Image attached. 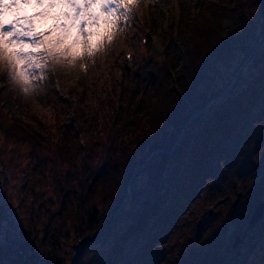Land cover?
<instances>
[{"label":"trees","instance_id":"16d2710c","mask_svg":"<svg viewBox=\"0 0 264 264\" xmlns=\"http://www.w3.org/2000/svg\"><path fill=\"white\" fill-rule=\"evenodd\" d=\"M200 4L174 19L178 29L166 33L164 54L146 46L133 81L123 89L112 82V93L88 119L89 138L84 117H75L80 111L77 123H65L57 110L48 126L37 117L42 130H30L31 123L10 109L0 78V264H72L78 245L76 264H156L165 254L169 226L214 158L264 113L263 39L229 91L189 121L173 146L192 114L230 83L264 31V0ZM229 16L236 22L225 27ZM157 148L163 151L149 156ZM255 167L238 182L241 204L264 190V161ZM128 181L131 197L114 216ZM230 208L225 240L239 224L234 201ZM257 224L263 226L264 217ZM196 240L201 243L185 264H217L222 241L215 235ZM99 245L106 247L104 256ZM89 249L94 252L86 261ZM246 252L256 264L264 259V243Z\"/></svg>","mask_w":264,"mask_h":264},{"label":"rangeland","instance_id":"374dc122","mask_svg":"<svg viewBox=\"0 0 264 264\" xmlns=\"http://www.w3.org/2000/svg\"><path fill=\"white\" fill-rule=\"evenodd\" d=\"M199 2L200 0H155L154 3L140 11L130 33L122 39V42L102 60H97L87 71L78 76L68 77L66 82L62 78L60 89H57L53 82L45 94L34 100H24L7 86L9 93L7 98L4 96L5 100L11 99L10 109L23 121H29L32 125L30 130L35 131L43 128L37 120L39 117L48 126L49 115L53 111L61 110L67 116L64 122L71 124L77 123L73 118L75 112L80 111L79 117H75L77 120L84 117L83 125L86 123L87 132L85 136L89 138L91 129L88 119L95 115L98 101L112 93V82H117V86L123 89V85L133 81L135 69L142 61L146 46H149L155 53H164L161 47H165L166 50L167 45L164 41L166 33L173 34L178 29L173 26L174 19L180 17L181 11H190V13L198 11L201 8ZM114 9L117 15L124 13V10L116 3ZM235 22L236 19L229 16L224 21V26ZM146 37L147 41H144ZM127 52L132 53V61L126 59ZM182 64L181 62L180 68ZM43 71L44 69H37V72L42 73ZM79 105L82 107L80 108ZM87 114H89L88 118ZM233 140L234 144L228 145L220 158L217 156L214 158L216 162L205 172L202 182L194 190L192 200L176 221L169 226L170 231L166 236L169 248L165 254L156 258V264H185V259L191 258L190 251H196L201 243L196 240V237L206 239L214 235L223 243L220 250L221 259L217 264H231L225 261L227 255L233 257L232 264H237L242 259L252 264L255 255L251 252L247 253L246 249L249 246L254 248L258 242L264 243V240L260 238L264 224L259 228H257L258 224L249 227V221L255 206L261 199H264V190L253 200L246 199L241 204L242 192L237 185H239L238 182L245 183L256 168L255 166H262L264 161V113L242 128ZM251 167L254 169L251 170ZM262 181L264 182V179ZM238 193H241V196L236 208L234 207L235 212L232 217L239 220V224L225 240L226 232L223 221L228 218L231 210L230 204L235 201ZM199 221L201 224L198 228ZM237 234L240 235L241 241L234 246ZM98 247H100L101 256H104L106 247L99 245L95 248ZM93 252L92 249L88 250L85 255L86 261L90 260ZM256 264H264V259L257 260Z\"/></svg>","mask_w":264,"mask_h":264},{"label":"clouds","instance_id":"9594fccd","mask_svg":"<svg viewBox=\"0 0 264 264\" xmlns=\"http://www.w3.org/2000/svg\"><path fill=\"white\" fill-rule=\"evenodd\" d=\"M154 2L123 0L127 13L114 16L103 0H76L75 6L68 0H0V78L26 101L53 82L60 89L62 78L80 75L111 53Z\"/></svg>","mask_w":264,"mask_h":264},{"label":"water","instance_id":"95a60500","mask_svg":"<svg viewBox=\"0 0 264 264\" xmlns=\"http://www.w3.org/2000/svg\"><path fill=\"white\" fill-rule=\"evenodd\" d=\"M263 39H264V31H263V33H262V35H261L259 41H258V42L255 44V46L253 47L251 53L247 56V58H246V59L241 63V65L239 66V68H238V70H237L235 76H234L233 79L230 81V83H229V84H228V85H227V86H226L221 92H219L218 94L214 95V96L212 97V99H211V100H210V101H209L204 107H202L201 109L195 111V112L192 114V116L190 117V119H189V120L184 124V126L182 127V131H181L180 137H179V139L176 141V143H175L173 146H175V145H177V144L179 143V140H180V138H181V136H182V134H183V130H184L186 124H187L189 121H191L192 119H194L195 117H197L198 114H199L200 112H202V111L204 110V108L208 107L214 99L219 98V97H222L223 95H225V94L229 91V89L234 85V83H235L236 80L238 79L241 70L243 69V67L245 66V64L250 60V58H251V56L253 55L254 51L256 50L257 46H259V45L262 43ZM161 151H163V150L160 149V148L154 149V150H152V151L149 153V156H151L153 153L161 152ZM149 156H148V157H149ZM148 157L145 159V162H146V160L148 159ZM145 162H144V163H145ZM144 163L142 164L141 167H139V168H138V169H137V170L131 175L130 179H132L133 177H135L137 174H139V173L143 170L142 167H143ZM129 181H130V180H129ZM129 181L127 182V185H126V196H125V198L123 199L121 205L116 209V211H115V213H114V216L117 214V212L119 211V209L122 208L123 205H125V203L127 202V200H129L130 197H131V185H130V182H129ZM240 196H241V193H238V196H237V198H236L235 201H234V206H236V205L238 204L239 199H240ZM211 211H212V209L210 210V212H211ZM263 214H264V199H261V200L258 202V204L255 206L254 211H253V214L251 215V218H250V221H249V227H253V226H254V225H255V224H256V223L262 218ZM200 224H201V221L198 222V228L200 227ZM91 239H93V238H92V237L84 238V239H82L80 242H82V241H86V240H91ZM240 241H241V237H240L239 234H237V235H236V239H235L233 245H234V246H237V245L239 244ZM80 242H79V243H80ZM79 249H80V245H78V247H77V252H76V254H75L74 258H73V262H72V264H76V261H77V255H78V253H79Z\"/></svg>","mask_w":264,"mask_h":264},{"label":"snow or ice","instance_id":"6c2138e0","mask_svg":"<svg viewBox=\"0 0 264 264\" xmlns=\"http://www.w3.org/2000/svg\"><path fill=\"white\" fill-rule=\"evenodd\" d=\"M69 3H72L74 6H75V3H76V0H68ZM86 2L88 3H92V2H95V0H86ZM113 3H116L118 5V7L122 8V5H123V0H103V4H104V7L110 12L112 13L114 16L117 15L115 9H110L109 6L110 4H113ZM127 9H124V13L123 14H126L127 13ZM77 15H79V13H77Z\"/></svg>","mask_w":264,"mask_h":264}]
</instances>
